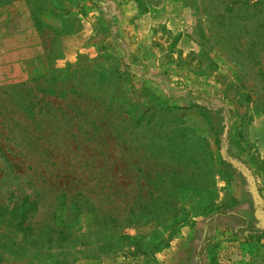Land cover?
<instances>
[{"label": "rangeland", "instance_id": "374dc122", "mask_svg": "<svg viewBox=\"0 0 264 264\" xmlns=\"http://www.w3.org/2000/svg\"><path fill=\"white\" fill-rule=\"evenodd\" d=\"M0 264H264V0H0Z\"/></svg>", "mask_w": 264, "mask_h": 264}, {"label": "trees", "instance_id": "16d2710c", "mask_svg": "<svg viewBox=\"0 0 264 264\" xmlns=\"http://www.w3.org/2000/svg\"><path fill=\"white\" fill-rule=\"evenodd\" d=\"M151 197V200H149L148 196L144 197V195L141 194V196H139L140 201H135V204H133L130 209L125 208L122 213L111 207L101 209L100 213L98 212V209H94L92 212L93 216L90 215L89 212H86L85 219H87V221L91 220L95 223L97 222L99 225L112 223L113 227L119 228L134 223L145 222V219L148 221L157 220L159 222L170 221L175 215L176 203L171 199L165 198L166 200L160 205V199L156 200L153 198V195ZM80 203H82L81 200ZM77 205L78 212H82L80 204L77 203ZM26 218L27 216H25L24 219Z\"/></svg>", "mask_w": 264, "mask_h": 264}]
</instances>
